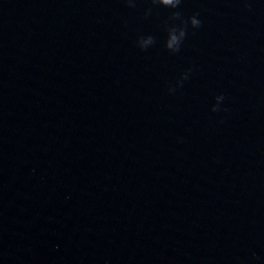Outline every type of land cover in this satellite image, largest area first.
I'll return each mask as SVG.
<instances>
[{
  "label": "water",
  "instance_id": "1",
  "mask_svg": "<svg viewBox=\"0 0 264 264\" xmlns=\"http://www.w3.org/2000/svg\"><path fill=\"white\" fill-rule=\"evenodd\" d=\"M0 264H264V0H0Z\"/></svg>",
  "mask_w": 264,
  "mask_h": 264
},
{
  "label": "clouds",
  "instance_id": "2",
  "mask_svg": "<svg viewBox=\"0 0 264 264\" xmlns=\"http://www.w3.org/2000/svg\"><path fill=\"white\" fill-rule=\"evenodd\" d=\"M129 7H135V0H125ZM153 5H162L171 9H178L182 3V0H151ZM151 9H146L145 15H150ZM198 13L193 14L185 20L180 11H173L169 16L168 20L165 21V31L167 33L164 41V47L171 53L179 52L181 45L183 44L187 34L189 26L193 29L201 26V20L198 19ZM156 43V38L152 35H139L136 39V44L141 50H147L150 46ZM192 69L185 70L176 81V87L183 85L185 80L189 79V75ZM176 87H169V92H175ZM225 97L223 94H218L214 97L215 103L211 107V111H220V105L224 101ZM226 110V109H225Z\"/></svg>",
  "mask_w": 264,
  "mask_h": 264
}]
</instances>
